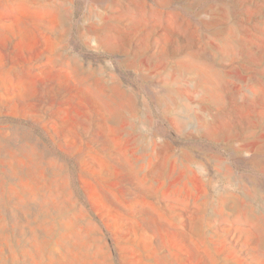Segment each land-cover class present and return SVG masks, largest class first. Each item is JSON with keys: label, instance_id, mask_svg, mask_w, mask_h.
Returning <instances> with one entry per match:
<instances>
[{"label": "rangeland", "instance_id": "1", "mask_svg": "<svg viewBox=\"0 0 264 264\" xmlns=\"http://www.w3.org/2000/svg\"><path fill=\"white\" fill-rule=\"evenodd\" d=\"M0 264H264V0H0Z\"/></svg>", "mask_w": 264, "mask_h": 264}]
</instances>
